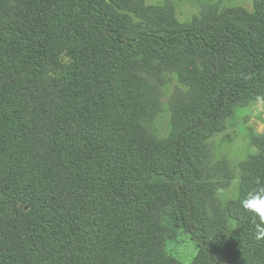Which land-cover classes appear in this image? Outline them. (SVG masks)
Instances as JSON below:
<instances>
[{"label": "trees", "instance_id": "16d2710c", "mask_svg": "<svg viewBox=\"0 0 264 264\" xmlns=\"http://www.w3.org/2000/svg\"><path fill=\"white\" fill-rule=\"evenodd\" d=\"M144 1L0 0V264H264L240 204L264 185V135L226 203L208 143L264 102V0L183 26Z\"/></svg>", "mask_w": 264, "mask_h": 264}, {"label": "rangeland", "instance_id": "374dc122", "mask_svg": "<svg viewBox=\"0 0 264 264\" xmlns=\"http://www.w3.org/2000/svg\"><path fill=\"white\" fill-rule=\"evenodd\" d=\"M147 6L157 7L171 2L174 6L175 17L178 23L191 25L196 18H200L204 10L213 8L222 13L229 9H242L254 13V0H145ZM163 87V111L154 122V131L157 136L167 138L171 131V112L169 100L179 86L177 77L165 73ZM264 135V102L255 101L245 108H238L234 116L228 121L226 129L208 143L211 146L214 163H224V170L230 177V185L219 194V201L226 203L239 195L242 176V166L250 158L258 154L254 139ZM235 223L232 222L231 230ZM230 231L228 233H230ZM196 247L183 236L177 249L179 258L188 261L196 254Z\"/></svg>", "mask_w": 264, "mask_h": 264}, {"label": "clouds", "instance_id": "9594fccd", "mask_svg": "<svg viewBox=\"0 0 264 264\" xmlns=\"http://www.w3.org/2000/svg\"><path fill=\"white\" fill-rule=\"evenodd\" d=\"M241 207L259 218L255 225V239L264 240V185H260L250 191L240 201Z\"/></svg>", "mask_w": 264, "mask_h": 264}]
</instances>
